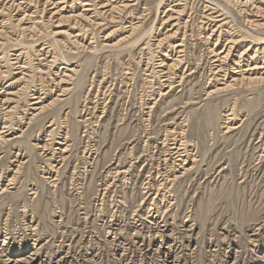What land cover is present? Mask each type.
<instances>
[{
	"label": "rangeland",
	"instance_id": "374dc122",
	"mask_svg": "<svg viewBox=\"0 0 264 264\" xmlns=\"http://www.w3.org/2000/svg\"><path fill=\"white\" fill-rule=\"evenodd\" d=\"M136 1L140 7L135 5L132 12L109 16L102 22H107L104 26L77 18L68 19L61 27L54 28L46 14L38 12L35 19L40 22L36 32L34 30L30 35L15 26L17 17L4 15L7 25L14 26L9 30L11 33L1 40L5 45L0 44V52L10 57L15 47L23 49L27 71L30 72L24 83L13 87L18 94L14 103L16 108L5 121L14 128L13 134L19 131L22 121L31 125H24L26 132L18 141L1 144L0 148V183H7L13 176L17 179L7 192L0 191V264L9 263V258H20L23 254L20 252L21 244L25 248H36L25 251L26 256L33 252L46 263L164 264V253L159 256L144 254L139 243L144 240L148 244L150 238L148 234L145 238L133 233L131 226L143 209L142 195L150 178H160L158 170L169 172L174 168L171 147L175 139L183 142L184 150L187 148L185 154L192 166L189 173L179 178L180 181L177 179L180 184L177 181L172 184L169 192L172 205H169L167 221L170 226L163 240L167 243L175 240L177 247L182 245L183 251H178V263L264 264V86L252 83L226 95H207L216 81L211 79L212 63L207 47L211 44L200 25L206 4L215 0L181 1L180 9L184 11L179 18L181 25L178 27H181L176 31L178 35L174 34L170 42L159 50L155 49L154 43L170 28L161 22L172 0ZM229 1H219L230 16L227 29L232 34L240 33L245 18L237 16L239 4ZM80 4L77 3L76 11L83 9ZM254 6L264 10V1L258 0ZM139 15H143L144 22L133 32L128 31V22L136 21ZM98 17L103 21L102 16ZM174 30L176 28L169 33ZM261 30L256 34L260 32L259 36L264 37V28ZM52 31L64 33L54 35ZM74 31H80L87 41L72 38ZM107 36L117 46L106 48L104 41ZM123 37L125 39L120 40ZM13 38L18 41L13 42ZM182 39L187 50L182 56L184 63L178 64L173 72L179 76L183 74V85L175 87L152 107L150 98L158 91L162 77L157 70H145L142 61L157 60L159 55L167 52L172 41L180 42ZM142 42L147 43V49L141 50L145 47ZM43 46L55 56L54 63L46 65L38 57V49ZM245 46L243 44L240 49ZM66 69V73L72 76L66 77L65 85L73 89L58 104L57 82ZM11 78L4 82L10 83ZM34 93L45 96L46 103L52 101L50 107H53H48L40 117L29 120L33 106L30 100ZM204 98L211 99L207 101ZM0 121L4 123V118ZM226 125L234 128L228 129ZM49 132L55 134L52 135L54 141ZM66 137L69 138L66 142L70 144V150L65 161L54 167L57 164L51 162L48 153L53 152L60 139ZM44 144H48L47 151L42 153L40 147ZM17 155H20L22 164L15 174L12 169ZM117 164L126 167L133 164L135 167L126 178L114 173L112 167ZM49 171H53L58 180L48 179L46 173ZM109 183L111 187L108 189ZM103 187H107V191H103ZM34 191L36 193L32 194ZM113 215L119 219L116 235L109 230L110 223L116 222ZM30 219L34 220L36 231L26 226ZM4 238L9 242L8 246L3 245ZM12 242L15 245L9 248ZM187 245L189 247L184 248Z\"/></svg>",
	"mask_w": 264,
	"mask_h": 264
},
{
	"label": "bare ground",
	"instance_id": "6f19581e",
	"mask_svg": "<svg viewBox=\"0 0 264 264\" xmlns=\"http://www.w3.org/2000/svg\"><path fill=\"white\" fill-rule=\"evenodd\" d=\"M181 1L184 2V0H172L171 1L172 4L169 5V8H167V10H165L166 17L163 19V22H161V23L162 24H166L168 26L170 25V28L168 29V31H166V33L164 34V37H161V38H158L157 37V41H155V43H154L155 49H158L159 50V48L162 47V46H164V44L166 45L167 43H169L170 42L169 39L172 38V37H174V34H177L176 31H178L179 28L181 27V26L178 27L179 25H181L179 18H180V16L182 15V13L184 11L183 9H180L181 8V5H182V2ZM210 1H212V0H210ZM219 1L218 0H215V1H213V3L206 4L205 9H204L205 10L204 11L205 12V15L203 16V20L201 21V25L199 24L200 25V28L204 31V34H206L205 37L207 39V42L211 44L210 46H207L210 49V55H211V59H210L211 62L210 63H212L211 64V69H210L211 70V77H212L211 79L214 82L216 81L214 83L215 87H213L210 90H208L207 95H213V96L215 94H219V95L220 94H223V95H226L229 92L231 93V91L234 90V89H238V91H239L242 87H244L246 85H248V86L249 85H252V83H255V84H263V86H264V37L259 36L260 35V32L258 33L259 35L256 34V32H258V30H261V29L264 28V10H261L260 7L254 6L255 3L258 0H233V1L230 0L229 2L232 1V2L235 3V5L236 4H239L238 5L239 9L238 10L236 9L237 10V16L238 17H241V18H243V17L245 18V23L242 25L244 27L241 28L240 30L238 29L240 31V33H236V34L233 33L232 34L227 29V25H229V23L231 22L230 16H228L227 15V12L224 11L225 10V5H223V4L221 5ZM260 1H264V0H260ZM77 3H81L80 5L83 6V9L80 12L79 11H76L77 10V7H78ZM135 5L140 7L139 1H136V0H0V42H1L0 44L4 43L1 40H4L5 39L4 36L6 37V35H8V34L11 33L9 30H11V28H13V26H14V25H11V26H8L7 25V20H6V17L4 15H9L11 17H17L15 26L16 27H20L22 29L23 33H27L28 35H30V33L32 34L34 32V30L36 32V28L38 26L37 24H39V22H40V21L38 22L35 19V16L37 15L38 12L39 13L41 12L43 14L45 13L46 14V17L48 19L49 24L51 26H53L54 28L55 27H58V28L61 27V25L63 23H66L65 21L68 20V19H77V18L85 19L87 21L90 20L89 22H92L93 21L98 26H104V25L107 24V22H105L106 24H102V22H104V20L106 18H108L109 16H111V17L113 16L114 17L115 13H122V12L125 13L127 11L128 12L129 11L132 12V10L136 8V7L133 8ZM187 5H186V7H187ZM235 5H234V7L236 8L237 6H235ZM93 6L95 7V9H93ZM139 7H137V9ZM227 8H229V7H227ZM185 10H186V8H185ZM143 13H144V10H143ZM99 15L102 16L101 17V20H103V21H100V19L98 17ZM142 16L141 15L137 16L136 17V19H137L136 21H134V19H132V20H130L128 22L129 23V25H128L129 26V30L128 31L133 32L134 30H136L144 22ZM80 19H79V21H81ZM113 20H111V22ZM241 20H243V19H241ZM10 21H11V19H10ZM189 21H190V19H189ZM241 22H244V21H241ZM246 22H247V24H246ZM46 23H47V21H46ZM186 23H188V20L185 21L184 24L186 25ZM93 24H92V26H94ZM224 26H225V28H224ZM20 28H19V32L21 30ZM175 28H176V30H174L175 32L169 33V32H172L173 29H175ZM230 28H232V27H230ZM83 29H85V28L83 27ZM87 29H89V28H87ZM63 31H52V32L54 33V35H61V33H64L65 32V31L64 32ZM208 31H209V33H208ZM262 31L263 30H261V32ZM15 32H16V30H15ZM19 32H17V33H19ZM87 32H88V30H87ZM82 33H83V31H82ZM31 36H33V35H31ZM71 37L74 38V39L81 38L83 41L84 40H85V42L87 41V39L85 37L82 38V34H81L80 31L78 33H76L74 31V33H73V35ZM224 37H226V38H225V42L223 43L222 42V39ZM123 39H125V37H123L120 40H123ZM10 40H12V37L10 38ZM16 41H18V39H14L13 38V42H16ZM247 42H248V44H247ZM142 43H143V45L145 47L144 48L141 47V46L140 47H141V50H144L147 47V43L146 44H145V42H142ZM44 44H46V43H44ZM243 44H246V46H245V48H243L241 50L240 47ZM4 45H5V43H4ZM114 45H116L115 42H112L111 40H109V38L107 36L105 38V41H104V46L106 48H114ZM86 46L87 45H85V47ZM88 46H90V43H89ZM151 49H152V47H151ZM38 50H39L38 57H40L42 60H44L46 62V65L47 64L49 65L50 63H54V60H56L55 59V56L51 55L50 50L47 47L43 46V47H41ZM152 50H150V51H152ZM184 50L185 49H184V41H183V39L180 42L178 40L172 41L171 45H169L167 47V49H166L167 52L165 54L159 55L158 58H157V60H153V59L152 60H148L147 59V60H143L142 61L143 66H145V68H146L145 70H147V71H150L151 70V72L153 70H157V72L162 77V80L159 82V85H158V91L152 93V97L150 98L151 99V102H149V104H152L153 105L152 107H154V105L156 106L157 103H158V101L160 100V98H162L165 95H168L175 87H177L179 85H183L182 82L185 79V77L183 76V74H182V76H179V74H176V73L174 74L173 71H175V69L178 66V64L180 65V63H184V62H182V58H183L182 56L184 54ZM12 51L13 52L10 53V55H11L10 57H8L5 52H0V78H3V81H0V120H1V118H4V121H3L4 123H2L0 121V123H2L1 124L2 126H0V148L2 146L1 144H4L5 143V145H6V143H9L11 141H18L17 139L18 138H21L25 134V132H26L24 130V125L25 124L31 125L30 122H26L25 120H24L25 121L24 122V121L21 120L23 122L22 126L21 127L19 126L20 129H17L19 131L16 132L15 134H13L15 132L14 131V128H12L11 126H9L10 124L5 121L7 115L10 114L11 112H13L15 110V108H16V106L14 105V103L16 101L15 100V97H16L17 91H14L13 87H16V86L19 87L22 83L25 82L26 78L28 76H30L29 75L30 72L28 73V71H27V62L25 61V58H24L25 57L24 50L23 49L21 50V49L15 47ZM185 51H187V50H185ZM7 53L9 54V52H7ZM148 55H149V53H148ZM153 58H155V57H153ZM140 59H142V58H140ZM31 61H32V59H31ZM69 69H70V71H75L74 69H71V68H69ZM41 70H43V69L41 68ZM66 72H67V69H66L65 73L60 77V80L57 82V86H59V89H58L59 90V94H57V98H59L58 99V102H57L58 104H59V100L62 101L63 100L62 98L65 97L68 94V92H70V89H71V88L67 87V85H65L66 77L69 76V74H67ZM190 73H187V74H190ZM209 73H210V71H209ZM71 76H69V77H71ZM8 77L9 78L10 77H13V78H11L10 83L7 82L8 83L7 84V83L4 82V80H6V78H8ZM151 77H153V75ZM159 78L160 77H158V79ZM67 83H68V81H67ZM248 86H246V87H248ZM72 89H73V87H72ZM49 92H52V91H49ZM149 92H150V90H149ZM37 94L38 93H34L33 94V97L30 100L31 105H33V106H31V108H30L32 110V112H30L31 118H29V120H32V119L37 118V117H40V115H43V112L46 111V109L48 107H50V105H53L52 101H50L49 103L48 102L46 103V101H45V98L46 97L45 96H43L42 94L41 95H37ZM206 98L208 99V96H206ZM200 99H201V97H200ZM207 99H205V100H207ZM17 100H19V99H17ZM209 100H207V101H209ZM107 103H108V101H107ZM197 103H198V101H197ZM203 104H205V103L203 102ZM28 105H27V107H29ZM54 106H56V105H54ZM17 107H18V105H17ZM52 107H50V109ZM182 107H185V106H182ZM165 109H166V107H165ZM167 109H169V107ZM17 110L19 111V109H17ZM15 112H17V111H15ZM176 114H178V113H176ZM176 114L174 116L177 117ZM11 117H14V116H11ZM163 117L164 116H162L161 118H163ZM148 118H151V117H148ZM148 118H146V119H148ZM168 120H169V118H168ZM88 122H90V121L88 120ZM169 123H170V121H169ZM174 123H175V121L172 124H174ZM231 128L232 127H230V126L228 127V129H231ZM52 129H51L50 132H52ZM171 131L173 133V130L172 129H171ZM50 132H49V134L51 135ZM227 132H228V130L226 131V133ZM183 134H184V132H183ZM52 135H51V137H52ZM150 137H152V136H150ZM48 138H49V135H48ZM67 139H69V138L66 137L64 139H60V141L58 142V147L57 148L55 147L54 150H53V152H50L49 151L50 153H48V154L51 155L50 158H49L50 160H52L51 162H54V163L57 164V165H54V167L58 166L61 161H65V159H66L65 158L66 157V153H67V151L70 150V149L68 150V146L70 144L67 145V142H66ZM179 139H181V138H179ZM52 140H53V137H52ZM147 140H149V139H146V141ZM182 141H184V140H182ZM165 142H167V141H165ZM186 142H188V141H186ZM130 143H132V142H130ZM170 143H172V142H170ZM152 144H154V143H152ZM157 144H158V142H157ZM47 146H48V144H44V145H42L40 147L42 149V153H43V151L44 152L47 151V148H46ZM169 148H170V146H169ZM48 149H50V148H48ZM184 149H185V146H184L183 142L181 143V141H180V143H179V141L175 139V141L172 143V147H171L172 155L174 156V159L173 160L175 162V166L171 170L172 172L171 171L165 172V171H162V170H158L157 172L159 173L160 178H158L159 176L157 178H154V177L150 178L149 182L146 184L145 191L143 192V195H142V197L144 198V204L142 205V208L143 209H140V211H139L140 214H137L136 213L137 214L136 215L137 218L135 219L134 224L131 226V228H133L134 231H135L133 233H136L137 235H141L142 237L145 236V238H146V236L148 234V237L150 238L148 244H146L144 240L141 243H139V246H140L139 248H141V250L144 251V254L147 256L148 253L149 254L152 253V254H156V256L157 255L159 256V254L162 255V253H164L165 254V258H166L164 264H170V263L171 264H179L178 263L179 262L178 255H179L180 252L183 251L182 245L180 247H177V241L173 240L171 243H167L163 239L166 237V232H167V230H168V228L170 226L168 224V221H167L168 215L170 214L169 205L170 206L172 205V202H171L172 198H170V194H169V192L171 190L170 188H172V184L175 181H177V179L179 180V178L181 176L184 177L185 174L189 173L190 170H191V167H192V166H190L191 161H190L188 155L185 154V151H187V148H186V150H184ZM155 150L157 151L156 148H155ZM261 157H262V155H261ZM20 160H21L20 155H17V159L15 160L16 163H14V165H13L14 167L12 169V171H14L15 174L19 172V169L21 167L22 162ZM67 160H69V159L67 158ZM166 160H168V159H166ZM260 161H262V160H260ZM166 162H168V161H166ZM242 162H244V161H242ZM64 163H66V162H64ZM133 164H134V162H133ZM133 164H130L129 167L121 166L122 164H117V165L113 166L112 169L114 170V173H116V175L122 176V177H126L128 174L131 173V168L135 167V166H133ZM249 166H251V164ZM169 168H170V166H169ZM46 174H47V178L48 179H52L54 181L58 180V178L55 176V174L53 173V171H49ZM57 176H58V174H57ZM15 180H17V179H16L15 176H13L10 179H8V182L7 183H5V184H3V183L1 184L0 183V191L2 193H4L10 187V185H13L14 184ZM118 181H119V179H118ZM179 181H177V182H179ZM54 183L55 182H53V184ZM179 184H180V182H179ZM109 186L111 187L110 183L108 185V189H109ZM173 187L175 188V186H173ZM106 188L107 187H103L102 190L103 191H107ZM174 191H175V189H174ZM165 192H168L169 195H167ZM34 193H36V191H34L32 194H34ZM172 193H173V191H172ZM141 194H142V192H141ZM173 195H175V194H173ZM142 203H143V201H142ZM173 204H174V202H173ZM148 205H150L149 208L147 207ZM145 206L148 208V209L146 208L147 211H145L146 210L145 209ZM115 212H117V211H115ZM86 213H88V211ZM121 213H122V211H121ZM112 217H115L116 222H113V223L111 222L110 223L109 230H110V232H113L116 235V233H117V231L119 229L118 228L119 219H118V217L116 215H113ZM261 217H263V216H261ZM113 221H114V219H113ZM34 223H35L34 220H31V221L28 222V225L26 224V226H28L31 230L32 229L35 230L37 228H36V225ZM258 224H259V222H258ZM257 232H258V229H257ZM179 237H182V235L179 236ZM159 238H160V240H159ZM235 238H238V237L235 236ZM36 242H37V239H36ZM263 242H264V240H263ZM8 243L9 242H7L6 238H4L3 239V245L4 246H8L7 245ZM124 243H125V241H124ZM14 245H15V243H13L11 246H9V248L14 247ZM34 246H35V244H34ZM188 247H189V245L185 246L184 248H188ZM34 248L33 247L32 248H25V245L23 246V244H21V250H20V252L23 253L21 255V257L20 258H17V259L16 258H13V259L9 258V263H7V264H56V262H60V261H56V262H53V263L52 262L51 263L50 262L49 263L48 262L46 263L45 261L39 259L38 256H37V254H34L33 252H31L29 256L28 255L26 256L27 253L25 251L28 252L29 250H32V251L33 250H36V248L35 249ZM133 249H135V248H133ZM178 251H180V252L178 253ZM132 252H133V250H132ZM172 253H174L173 254L174 256L172 255ZM38 254L40 255V253H38ZM141 257H142V255H141Z\"/></svg>",
	"mask_w": 264,
	"mask_h": 264
}]
</instances>
